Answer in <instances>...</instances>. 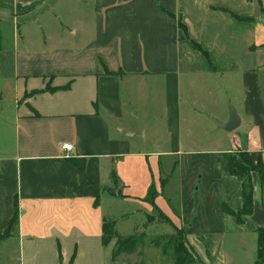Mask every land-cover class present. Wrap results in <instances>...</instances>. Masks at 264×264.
<instances>
[{
    "label": "crops",
    "instance_id": "crops-1",
    "mask_svg": "<svg viewBox=\"0 0 264 264\" xmlns=\"http://www.w3.org/2000/svg\"><path fill=\"white\" fill-rule=\"evenodd\" d=\"M182 82L208 123L225 122L232 101L240 123L218 126L225 146L196 133L198 116L185 143ZM235 149L264 164V0H0V246L15 243L19 264H127V252L112 258L114 237L103 242L113 219L102 203L117 188L151 214V184L155 206L185 228L196 254L187 264H226L218 236L247 221L221 204L241 209V181L223 202L213 183L197 199L202 177L190 168ZM176 156L190 164L174 205L160 160ZM251 182L255 233L264 185L255 172Z\"/></svg>",
    "mask_w": 264,
    "mask_h": 264
},
{
    "label": "rangeland",
    "instance_id": "rangeland-1",
    "mask_svg": "<svg viewBox=\"0 0 264 264\" xmlns=\"http://www.w3.org/2000/svg\"><path fill=\"white\" fill-rule=\"evenodd\" d=\"M181 87L183 116L182 131L185 143L187 142L186 140L188 138L187 130L190 126V119H194L196 116H198L202 120H200V123L197 124V129L199 132H195L198 133L202 138L205 136L210 137L211 140H216L225 146L227 140L223 139L221 135H219L218 126L219 122L221 121L217 119L216 121H213L211 118V121L208 123L206 121L208 116L202 112L195 116L194 112L196 113L197 110H194L188 101L189 87L185 86L184 82H182ZM231 88L232 91L236 93V91H234L236 89V85L232 84ZM196 91L199 92L198 88H196ZM229 103L233 105L232 101L227 99V109ZM191 112L192 115H190ZM212 125H216L218 128L216 129L215 127H212ZM200 146L205 147L207 145L201 141ZM161 147H163L162 144ZM242 151L235 149L230 152L235 155L238 161H241L239 153ZM222 156L223 154H212V156H209V158L206 160V158L203 156L198 155L197 161H194L195 163L193 164V168L191 167L190 170H196L202 177L201 181L198 183V190H196L198 193L196 195L197 199L207 193L208 188H206V185H212L213 183V187L210 188L215 192V195L219 198V200L223 202V189L226 186L231 185L232 180L236 183L237 180L235 179V175L231 176L229 173H225V171L222 169ZM160 162L161 177H165L168 181L167 185L164 187L168 193L165 192L164 194L171 196L170 198L172 199L173 204L176 205L179 199L177 189L180 183V175L181 172H183L184 167L188 166L190 162L188 161L187 157L183 156H176L174 158L163 157ZM174 163L175 166L173 165ZM232 189L234 191L237 190L236 186H232ZM102 208H104L106 215L110 216L114 220V223H116L115 229L119 235L125 236L127 234L135 233V237L139 239L135 245L134 251L132 253H125V255L122 256L123 259L127 260V264H173V258L170 249H164V241H157V238L161 234H169L172 231V226L170 223L160 221L162 217H159L157 210H154L151 214H148L143 208L138 207L136 204L126 201L122 202L120 197H114L110 195H106L104 198ZM150 216L153 217H151L152 220L148 219ZM244 219V221L247 222L243 230L234 231L233 229L229 228L226 229L225 232L223 231V234H221L222 236H218L219 246L218 244L217 246L223 250V258L224 261L226 260V264H253L254 262L256 253V234L252 233L248 226L255 225V220L249 216H246ZM195 237V241H198L199 238L197 236ZM201 238L204 246L207 247V237L200 236V241ZM155 242L158 243L156 244ZM18 258L19 255L15 243H9L4 246H0V264H19Z\"/></svg>",
    "mask_w": 264,
    "mask_h": 264
},
{
    "label": "trees",
    "instance_id": "trees-1",
    "mask_svg": "<svg viewBox=\"0 0 264 264\" xmlns=\"http://www.w3.org/2000/svg\"><path fill=\"white\" fill-rule=\"evenodd\" d=\"M177 25L183 31V37L186 38L187 30L185 25L181 21L180 14L177 17ZM192 46L201 50L206 55V52L196 41H192ZM239 154L241 161H238L235 155L231 152L223 153L222 169L227 174L229 173L232 175H236L241 181L242 207L240 210L234 211L224 203H222L221 205L225 213L232 214L238 223H243L245 220L244 218L252 213L253 208L251 172L259 174L260 182L262 185H264V164L262 159H260L259 157L257 158V161H254V159L251 158V155L247 151H242ZM156 194L157 192L155 191L154 184H151L144 199L149 204H151L152 207L156 208L159 217H162L160 221L170 223L172 226V231L169 234H161L157 238V241H164V249H170L173 258V264H187L194 261L196 254L188 244L187 238L185 236V228L182 226L177 227L170 221V219H168V217L165 216V214L158 207L155 206L154 197L156 196ZM151 217L152 216L148 217V219L152 220L153 217ZM15 218L16 215L11 218L10 223H12ZM102 223V238L104 244H107L113 237L115 238V242L111 249L113 259L121 253H132L134 251L135 245L139 240L137 237H135V233L122 236L116 232L115 223L113 222V220H104ZM255 234H257V252L254 264H264V226L257 227L255 229ZM155 243L157 244L158 242Z\"/></svg>",
    "mask_w": 264,
    "mask_h": 264
},
{
    "label": "water",
    "instance_id": "water-1",
    "mask_svg": "<svg viewBox=\"0 0 264 264\" xmlns=\"http://www.w3.org/2000/svg\"><path fill=\"white\" fill-rule=\"evenodd\" d=\"M228 115L229 117L225 122H219V127L225 131H233L236 127H238L240 117L231 103L228 104ZM107 193H110L113 196H119L121 194L120 190L117 188H109Z\"/></svg>",
    "mask_w": 264,
    "mask_h": 264
},
{
    "label": "built area",
    "instance_id": "built-area-1",
    "mask_svg": "<svg viewBox=\"0 0 264 264\" xmlns=\"http://www.w3.org/2000/svg\"><path fill=\"white\" fill-rule=\"evenodd\" d=\"M71 147V144L70 143H63L62 145H61V148L63 149V148H65V149H69Z\"/></svg>",
    "mask_w": 264,
    "mask_h": 264
}]
</instances>
